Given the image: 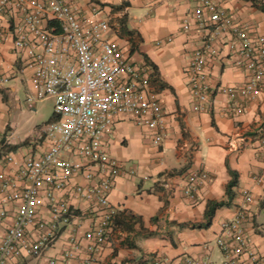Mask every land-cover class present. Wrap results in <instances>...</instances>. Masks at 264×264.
<instances>
[{"label":"built area","instance_id":"built-area-1","mask_svg":"<svg viewBox=\"0 0 264 264\" xmlns=\"http://www.w3.org/2000/svg\"><path fill=\"white\" fill-rule=\"evenodd\" d=\"M111 21L100 8L88 13L74 0H0V46L11 37L21 64L17 72L29 82L26 103L33 110L53 99L55 116L43 128L45 146L40 155L18 160L9 152L3 158L9 170L0 172V264L43 257L66 228L67 248L41 264H95L116 214L110 193L121 165L105 148L115 118L125 116L146 127L155 144L163 143L167 135L153 68L131 59L126 45L112 35ZM183 27L203 32L202 44L190 53L186 68L195 110L205 111L211 101L214 87L208 61L227 38L235 65L246 79L221 90L229 97L227 112H244L264 92V36L239 24L220 0H196L191 20H185ZM13 74L0 60V86L8 85ZM7 144L6 137L0 138V146ZM79 176L88 184L75 182ZM168 179L163 175L161 182ZM209 179L205 168L193 170L184 194L195 199ZM74 198L92 204L93 223L83 239L78 229L84 216L76 211ZM245 201L247 205L253 201L250 192ZM247 205L221 222L215 239L222 256L219 262L186 257L185 263L264 264L249 242Z\"/></svg>","mask_w":264,"mask_h":264},{"label":"crops","instance_id":"crops-1","mask_svg":"<svg viewBox=\"0 0 264 264\" xmlns=\"http://www.w3.org/2000/svg\"><path fill=\"white\" fill-rule=\"evenodd\" d=\"M260 1L264 4V0ZM74 2L88 13L94 7L100 8L103 16L112 18V35L126 45L131 59L155 66L153 83L167 122V135L161 144L154 143L149 129L125 116L115 118L112 133L105 137V148L120 163L121 172L110 193L116 221L113 220L109 240L95 264H156L157 260H163V264H186V257L220 261L215 239L221 233V222L247 205L246 192L253 195L245 222L249 242L264 259V92L244 112H227L229 97L221 87L241 85L246 79L235 65L228 39L222 41L219 52L208 61L214 90L206 110L200 112L194 108L186 68L190 53L202 44L203 32L183 27L185 20H191L196 0ZM220 3L252 34L264 36V11L253 1ZM128 30L134 33L130 35ZM18 57L8 37L0 46V60L15 74L8 85L0 86V138L6 137L9 145L18 148L2 151L0 146V172L9 170L3 160L9 152L18 160L40 155L45 146L41 132L55 118L52 113L44 125L37 124L25 134L19 131L16 118L21 114L17 112L21 107L20 87L26 96L29 82L17 72L21 66ZM29 110L37 112L36 108ZM199 168H205L210 179L192 199L184 194V187L190 172ZM232 172L237 174V184L229 199L226 188ZM163 175L169 177L166 184L161 182ZM75 182L88 184L82 176L76 177ZM66 196H70L69 191ZM222 200L229 202L215 211L208 227H199L205 220L208 202ZM72 203L84 216L78 229V237L83 239L93 223L92 204L76 198ZM68 234L69 228L64 229L43 257L34 258L36 264L61 255L68 246ZM27 261L28 257L17 264Z\"/></svg>","mask_w":264,"mask_h":264},{"label":"rangeland","instance_id":"rangeland-1","mask_svg":"<svg viewBox=\"0 0 264 264\" xmlns=\"http://www.w3.org/2000/svg\"><path fill=\"white\" fill-rule=\"evenodd\" d=\"M21 91L20 95V108L17 110L18 113L21 114L16 118L18 122L19 131L27 132L30 129H33L35 125L42 124L50 119L51 114L53 113V99H48L43 102H40L36 105L37 112H31L26 103V96L23 87H20ZM42 133V132H41ZM218 259L221 260L222 256L218 251ZM219 262V261H217ZM23 264H36V259L28 257V261Z\"/></svg>","mask_w":264,"mask_h":264},{"label":"trees","instance_id":"trees-1","mask_svg":"<svg viewBox=\"0 0 264 264\" xmlns=\"http://www.w3.org/2000/svg\"><path fill=\"white\" fill-rule=\"evenodd\" d=\"M254 2V4L257 5V7L261 10L264 11V4L260 1V0H251ZM120 8V7H118ZM117 8V9H118ZM124 19V18H123ZM122 23V26H121V31H124L125 30V26H124V23H125V20H122L121 21ZM128 34L132 35L134 33V31L132 30H128L127 31ZM130 42L132 43V50H135V43L130 39ZM152 68H154V73L152 74V81H155L156 79V75H155V66L152 65ZM18 148L17 145H5V146H2V151H4L5 149H7V151H11V150H16ZM2 157V152L0 150V159ZM233 178L231 179V181L228 183L227 185V188H226V193L228 195V198L230 199L233 195V188L234 186H236L237 184V174L236 173H233ZM229 201H210L208 202V205H207V209H206V212H205V220L204 222L200 223L198 226L199 227H208L211 222H212V218L214 216V213L215 211L220 208V207H223L225 204H228ZM116 220H114L115 222Z\"/></svg>","mask_w":264,"mask_h":264}]
</instances>
